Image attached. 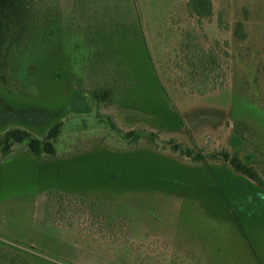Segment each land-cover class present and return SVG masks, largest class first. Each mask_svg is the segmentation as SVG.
I'll list each match as a JSON object with an SVG mask.
<instances>
[{
  "label": "rangeland",
  "instance_id": "obj_1",
  "mask_svg": "<svg viewBox=\"0 0 264 264\" xmlns=\"http://www.w3.org/2000/svg\"><path fill=\"white\" fill-rule=\"evenodd\" d=\"M40 1L60 6L62 42L40 64L23 58L20 92L0 87V132L64 126L56 156L0 155V264H264V190L168 142L238 154L264 177V0H213L201 20L188 0H136V13L124 0ZM74 2L84 15L71 19ZM182 44L214 57L209 85L197 72L175 80ZM104 79L115 103L85 93ZM31 109L61 113L35 125ZM130 130L155 146L128 143Z\"/></svg>",
  "mask_w": 264,
  "mask_h": 264
},
{
  "label": "trees",
  "instance_id": "obj_2",
  "mask_svg": "<svg viewBox=\"0 0 264 264\" xmlns=\"http://www.w3.org/2000/svg\"><path fill=\"white\" fill-rule=\"evenodd\" d=\"M78 0H76L77 2ZM123 1V0H121ZM127 6L133 4L135 13L137 12L136 0H124ZM72 10V18H76L78 15H84L79 13L75 7ZM187 10L199 20L203 18H210L213 16L214 4L213 0H188ZM119 10V9H117ZM137 15V14H136ZM64 15L57 2H50L43 5L40 0H0V87L10 90L16 89L21 91V83L23 79L18 78L17 71L22 69L23 58L25 56H36V64H40L42 56L48 51L52 50L62 42L60 32L62 28ZM115 28H110L108 35L110 37L115 36ZM104 28L98 30V33L105 36ZM234 36L238 39H244L246 36L245 23L243 21H237L234 27ZM188 46H193L190 43H186ZM186 44H182V50L185 52L183 58L180 61L176 60V67H180L181 71L175 77L176 81L180 80V77H185L188 82H193L195 78L194 73L203 76L206 80L205 85H209L210 74L214 64V57L205 54L196 56L194 50L185 48ZM45 48V49H44ZM179 56L181 49L176 47L174 49ZM196 60V61H195ZM193 62V63H192ZM197 62V63H195ZM212 64V65H211ZM193 66V76L190 73V67ZM25 76V74H24ZM102 80V79H101ZM204 80V81H205ZM100 82V81H99ZM102 85L98 84L91 90H85L90 100L94 102H114L117 98L116 86L104 79ZM115 103V102H114ZM32 110V109H31ZM61 112H40L33 109L30 112L32 118L29 119V123L39 125L48 123L54 115H59ZM23 113H21L18 121L23 122ZM108 120L113 123L111 117ZM14 120H10L6 123H12ZM115 126V124L113 123ZM63 118L57 119L50 127L47 128L43 136H37L30 130L19 126H8L0 132V155L2 158H9L16 152L23 151L32 158H51L57 154V143H59L60 136L63 131ZM249 129V124L245 121H236L234 123L235 132L244 138L246 131ZM128 138V143L138 142L140 139H146L149 144L155 146V138L153 134H142L134 130H130L125 133ZM27 142L26 144H24ZM169 143L172 144V150L178 152L182 156H187L193 159L194 162L207 164V158L211 160H223L232 167L233 171L237 174L243 175L258 187L264 190V177L260 174L257 163H248L244 161L238 154H231L227 150H218L210 153H204L202 149L191 148L189 146H183L176 142V140L169 139ZM25 146V150L18 148V144ZM235 220L239 219L234 216ZM238 225L242 227V224L238 222ZM243 232V227L241 229ZM245 231V230H244Z\"/></svg>",
  "mask_w": 264,
  "mask_h": 264
},
{
  "label": "crops",
  "instance_id": "obj_3",
  "mask_svg": "<svg viewBox=\"0 0 264 264\" xmlns=\"http://www.w3.org/2000/svg\"><path fill=\"white\" fill-rule=\"evenodd\" d=\"M13 123H15V122H12V124H11L12 126H19V127L22 126V128H25V127H23L24 125H20L18 123H16L17 125H13Z\"/></svg>",
  "mask_w": 264,
  "mask_h": 264
}]
</instances>
